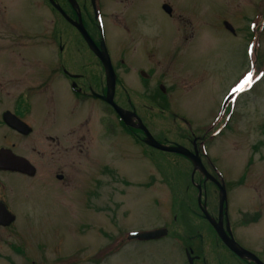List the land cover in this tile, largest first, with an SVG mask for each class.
Wrapping results in <instances>:
<instances>
[{"label": "flooded vegetation", "instance_id": "af4514ba", "mask_svg": "<svg viewBox=\"0 0 264 264\" xmlns=\"http://www.w3.org/2000/svg\"><path fill=\"white\" fill-rule=\"evenodd\" d=\"M153 2L0 0V255L3 260H6V228L13 223L6 224V218L16 219L21 209H33V198L20 199L22 193L28 191L34 197H42V201L48 195L47 207L38 209L43 213L53 206L60 210L59 189L80 185L77 212L95 218L90 209L99 212L106 209L105 198H100L101 193L105 196L107 182L118 184L116 193L120 196L124 184L131 188L154 187L165 197L163 188L155 187L157 174L162 177L161 184L168 188V179L163 174L166 172L162 170L165 166L155 157L169 160V156H176L189 168L192 184L184 183L182 190L187 195L191 187L193 204L185 205L183 198L177 213L174 208L172 218L174 221L180 215L183 204L199 220L198 226L194 231L185 230L184 226L176 231L173 226L127 229L120 232L118 245L122 247L126 240L139 243L169 238L179 243L175 251L178 257L180 253L183 255L182 264H264V200L260 204L247 202L252 210L243 212V219L248 222V228L259 226L261 232L258 236L255 233L250 244L243 243L232 217L231 196L235 188L225 182L223 174L207 158L206 143L217 137L218 128L192 129L190 119L176 113L178 110L169 104V92L174 96L171 89L162 82L157 86L150 83L155 58H169L172 52L182 53L185 58L180 49L196 38L192 32L180 42L169 37L163 41L162 46L166 47L162 54L156 57L159 50L156 51L154 43V24L147 16V6H153ZM168 2L162 5L170 7L171 12L164 13L171 18L172 7ZM216 21L219 22L218 18H214ZM230 22L221 20L224 27L231 26ZM107 34L112 38V48ZM125 46H130L127 54L123 51ZM108 69L114 75L113 87ZM123 73L145 88L140 90L130 81L125 84ZM138 93L143 98L141 102ZM107 98L121 109V114ZM226 102L222 103V109L228 112L230 107L227 109ZM170 110L174 112L170 114ZM156 111L173 122L180 120L181 134L177 139L155 135ZM146 131L160 144L180 145L190 154L162 151L148 145ZM193 156L200 160V167L194 163ZM91 163L98 166L99 175L91 178L86 173V178L76 179L75 170ZM108 171L111 178L106 180ZM252 191L257 190L247 188L245 193ZM154 229H165L166 233L157 239L129 240L131 233ZM220 233L232 238L237 247L249 254H236L222 241Z\"/></svg>", "mask_w": 264, "mask_h": 264}, {"label": "rangeland", "instance_id": "374dc122", "mask_svg": "<svg viewBox=\"0 0 264 264\" xmlns=\"http://www.w3.org/2000/svg\"><path fill=\"white\" fill-rule=\"evenodd\" d=\"M168 1L154 0L153 6H147V16L154 24L155 48L159 50L156 57L162 54L166 47L162 46L163 41L169 37L180 42L192 32L196 38L180 49L185 58L184 54L173 52L169 58H155L150 83L157 86L162 82L171 89L174 96L168 90L169 104L178 110L176 113L190 119L192 129L218 128L217 137L206 143L207 158L223 174L225 182L235 188L231 196L232 217L239 238L250 244L261 228H248L243 212L252 210L247 202L260 204L264 200V0ZM163 2L171 5V18L162 10ZM214 18L219 22L215 23ZM223 19L231 21L234 33L221 24ZM107 40L112 48L109 34ZM129 50L130 46L123 48L126 54ZM123 79L125 84L130 81L140 90L145 88L125 74ZM229 93L232 96L226 102L227 109L230 107L226 112L222 103ZM138 94L141 102L143 98ZM179 121L173 122L156 111L155 135L176 138L181 134ZM155 158L165 166L162 170L166 172L163 174L168 179V188L161 184L162 177L155 176V187L163 188L165 197L154 187L131 188L124 184L120 196L116 193L118 184L107 182L105 196L101 193L100 198H105L106 209L99 212L91 207L95 218L77 212L80 185L59 189L60 210L53 206L43 213L38 209L47 207L48 195L42 201V197L21 192L20 199L33 198V209H21L20 216L6 228V260L0 255V264H182L183 255L180 253L178 257L175 251L179 243L169 238L139 243L126 240L122 247L115 245L120 232L127 229L173 226L175 230L184 226L185 230L194 231L199 224L183 204L180 215L174 221L172 218L174 208L177 213L183 198L185 205L193 204L191 187L187 195L182 190L184 183L192 184L187 163L176 156H169V160ZM86 173L91 178L97 177L98 166L94 163L80 166L75 170V178H86ZM106 173L107 180L111 176L110 171ZM245 188L257 191L245 193Z\"/></svg>", "mask_w": 264, "mask_h": 264}, {"label": "water", "instance_id": "95a60500", "mask_svg": "<svg viewBox=\"0 0 264 264\" xmlns=\"http://www.w3.org/2000/svg\"><path fill=\"white\" fill-rule=\"evenodd\" d=\"M162 9L166 13H170L171 12L170 7L168 5H166V4L162 5ZM226 28H228L231 32H233V29H232L231 26H227L226 25ZM100 58L102 59V61L104 63H106V60L103 58V56L100 55ZM107 68H108V66H107ZM108 76L110 77V81H111V84H112V87H113V83H114V78L113 77H114V75L112 73L111 74L109 73V69H108ZM107 99L112 105H114L111 99H109V98H107ZM114 107L118 111V113L121 114L120 113L121 109L119 107H117L116 105H114ZM146 134H147V139H146L147 144L152 146V147H154V148H156V149H159V150H162V151H167V152L181 153V154H184V155H189L190 154L189 151L184 149V147H182V146H179V145H177V146L176 145H174V146H164V145L160 144L159 142H157L147 131H146ZM192 158H193V161L196 164V166L198 164V166L200 167V160H198V158H196L194 156ZM13 219L14 218H12V217L11 218H6V224H8L9 222H12ZM165 233H166L165 229H156V230L150 231V232L132 234L129 238L130 239L139 238V239H142V240L157 239V238L162 237L163 235H165ZM219 235H220L222 241L227 245V247H229L231 250H233L239 256H244V255L249 254V252L246 251L245 249L237 247L235 241L232 238L228 237L226 234L220 233Z\"/></svg>", "mask_w": 264, "mask_h": 264}]
</instances>
